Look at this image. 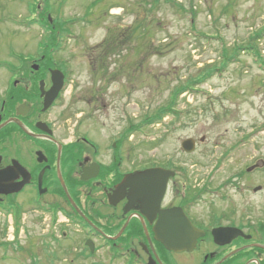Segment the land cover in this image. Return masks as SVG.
I'll return each mask as SVG.
<instances>
[{
    "label": "rangeland",
    "instance_id": "374dc122",
    "mask_svg": "<svg viewBox=\"0 0 264 264\" xmlns=\"http://www.w3.org/2000/svg\"><path fill=\"white\" fill-rule=\"evenodd\" d=\"M45 9L54 28L66 27L56 58L69 64L75 86L68 127L87 108L84 94L104 88L107 107L88 125L133 135L140 163L172 158L199 188L208 184L198 214L231 210L264 220V0H0V61L45 44L41 27L30 24ZM103 76L118 80L104 87ZM188 139L196 142L191 154L182 148ZM5 221L0 215V264H51L48 252L25 257L4 247L12 235ZM59 256L56 264H69Z\"/></svg>",
    "mask_w": 264,
    "mask_h": 264
},
{
    "label": "flooded vegetation",
    "instance_id": "af4514ba",
    "mask_svg": "<svg viewBox=\"0 0 264 264\" xmlns=\"http://www.w3.org/2000/svg\"><path fill=\"white\" fill-rule=\"evenodd\" d=\"M41 30L46 41L57 31ZM46 44L40 40L35 54L0 61V215L14 229L3 246L25 257L48 252L51 264L59 252L69 264H264V220L231 210L198 214L208 184L199 188L172 158L140 163L133 135L88 125L107 107L104 88L84 94L87 108L68 127L71 70ZM117 80L103 76L99 83ZM155 168L174 172L162 197V180L142 176ZM172 209L202 232L189 250H171L156 237L162 213Z\"/></svg>",
    "mask_w": 264,
    "mask_h": 264
},
{
    "label": "water",
    "instance_id": "95a60500",
    "mask_svg": "<svg viewBox=\"0 0 264 264\" xmlns=\"http://www.w3.org/2000/svg\"><path fill=\"white\" fill-rule=\"evenodd\" d=\"M182 148L186 153L191 154L196 149V142L193 139H188L182 143ZM261 166H263V163L249 168L248 171L250 172ZM173 174L174 172L162 168H155L146 170L142 176L144 178H158L162 180V186L157 188L159 196L162 197L166 189V182ZM261 189L262 187H258L254 189V192H258ZM221 231L222 229L217 230L215 234H219ZM225 231H228L231 234L237 230L228 228ZM155 232L158 240L164 243L167 248L176 251L185 249L189 250L196 244V238L202 234V232L192 225L189 218L180 209H172L163 212L161 215V221L157 224ZM180 236H185L187 238L183 242L175 241V238Z\"/></svg>",
    "mask_w": 264,
    "mask_h": 264
},
{
    "label": "trees",
    "instance_id": "16d2710c",
    "mask_svg": "<svg viewBox=\"0 0 264 264\" xmlns=\"http://www.w3.org/2000/svg\"><path fill=\"white\" fill-rule=\"evenodd\" d=\"M34 7H33V11H37L38 10V8L36 7L37 6V4H35V5H33ZM48 12V10L47 9H45L42 13H41V16H39V18H40V21H36L35 19L33 20V21H31L30 22V24H36V23H38L42 28H44V29H47V30H51V29H53L54 27H53V25L50 23V20L48 19V15H46V13ZM58 24V23H57ZM66 28V27H65ZM65 28L63 29V27H61V29L58 27V25H57V28H54L55 30H57V31H53V32H48V34H49V38H50V40L49 39H47V41H46V39H45V44L47 43L48 44V46H47V49H48V52H49V54H52V53H54V52H57V51H60L61 49H62V44H61V41H60V39L61 38H63L64 37V34L66 33L65 32ZM259 35H261V33L260 34H258L257 36H259ZM63 40V39H62ZM249 48V50H252L251 48L252 47H248ZM45 50V49H44ZM224 56L226 57V58H229L228 56H227V54H226V52H225V54H224ZM227 60H230V58L229 59H227ZM190 87H191V84L190 85H187L186 87H183V89H181V90H179L177 93H175L174 94V96H173V104H171V105H169L167 108H163L162 110H159L155 115H154V117L153 118H150V119H148V121H149V123H154V122H157V121H159V120H162L171 110H172V108L174 107V103H175V97L176 96H179L180 94H181V92L183 91H187V90H189L190 89Z\"/></svg>",
    "mask_w": 264,
    "mask_h": 264
}]
</instances>
